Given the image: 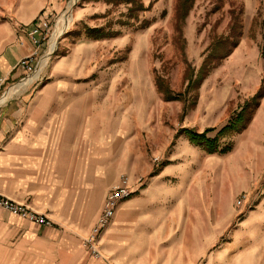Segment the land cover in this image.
Listing matches in <instances>:
<instances>
[{"label":"rangeland","instance_id":"374dc122","mask_svg":"<svg viewBox=\"0 0 264 264\" xmlns=\"http://www.w3.org/2000/svg\"><path fill=\"white\" fill-rule=\"evenodd\" d=\"M109 1L0 0V23L22 33L48 15L57 37L70 18L37 79L14 89L27 76L19 65L17 80L0 77V114L23 96L93 101L85 106L93 126L99 106L109 138L119 137L111 178L143 180L121 214H173L150 236L166 232L159 241L177 264H264V0H195L187 15L179 0H151L129 21L127 5ZM142 20L150 25L139 28ZM99 28L111 33L89 36ZM1 195L55 228L51 214L71 213L67 196Z\"/></svg>","mask_w":264,"mask_h":264},{"label":"crops","instance_id":"0c3cea01","mask_svg":"<svg viewBox=\"0 0 264 264\" xmlns=\"http://www.w3.org/2000/svg\"><path fill=\"white\" fill-rule=\"evenodd\" d=\"M24 33L15 23H0V77L17 80L21 75L17 66L33 49ZM67 101L72 103L68 110ZM67 101L23 96L7 103L0 114V194L32 203L44 202L45 196H67L71 211L51 214L58 228L0 214V264H177L174 249L159 241L166 232L150 236L151 225L162 227L173 214H121L138 190L98 234L105 258L96 260L84 248L80 235L92 232L118 183L111 178L110 154L119 137L109 138L98 105L99 123L93 126L94 117L85 111L93 101Z\"/></svg>","mask_w":264,"mask_h":264},{"label":"built area","instance_id":"2783aa9c","mask_svg":"<svg viewBox=\"0 0 264 264\" xmlns=\"http://www.w3.org/2000/svg\"><path fill=\"white\" fill-rule=\"evenodd\" d=\"M55 21L56 19L52 20L48 15L43 16L32 26L31 30L26 33L27 38L33 45V49L19 62V66L27 75L26 78L37 70L43 57L50 52V45L55 39ZM43 45H48L49 49L47 52L43 53ZM156 161H159V158H156ZM142 181L141 178H138L137 181L133 183L127 176L123 175L119 184L115 185L110 190L104 202L103 211L98 217L92 232L87 237L83 238L84 248L91 253L95 259L105 258L97 241L98 234L109 225L111 219L116 215L118 206L124 200L130 198L142 186ZM242 203L243 200L239 201V204L242 205ZM0 207L34 224L48 227L53 225V221L49 216L32 210L26 204L4 197L1 194Z\"/></svg>","mask_w":264,"mask_h":264},{"label":"trees","instance_id":"16d2710c","mask_svg":"<svg viewBox=\"0 0 264 264\" xmlns=\"http://www.w3.org/2000/svg\"><path fill=\"white\" fill-rule=\"evenodd\" d=\"M117 1H120L121 3H125L127 5V13L125 15L127 18V21L133 20V19L139 20L140 19V13L144 12V11H148L150 9V7L152 6L151 0H150L149 5H146L144 0H117ZM109 2L111 3L112 0H110ZM194 2H195V0H179L178 11L184 13V15H187L189 13V11L192 9ZM125 23H129V22H125ZM149 25H150L149 21L142 20L139 28H146ZM94 31L95 32L92 31L91 34H89L90 37L102 38V37H106L107 35H109L111 33V32L105 31L102 28L96 29ZM164 90L167 91L166 88H164ZM260 96H264V89L262 91H260L259 97ZM233 126H234V122H230L229 124H227L226 126L221 128L219 133L222 134L223 132L231 129ZM185 131H189V130H185ZM200 135L204 136V135H206V132H204V134H200ZM215 139H217V138H215Z\"/></svg>","mask_w":264,"mask_h":264},{"label":"bare ground","instance_id":"6f19581e","mask_svg":"<svg viewBox=\"0 0 264 264\" xmlns=\"http://www.w3.org/2000/svg\"><path fill=\"white\" fill-rule=\"evenodd\" d=\"M68 14L64 15L63 18V26L59 28V33L57 35V37H55V39L52 41L51 45H50V52H48L47 55H45L42 59V61L40 62L39 66L37 67V70L31 74L29 77H27L25 80L21 81L20 83H18V85L14 88V89H21L24 88L25 86H27L28 84L32 83L35 79H37V77L39 76V73L41 72L42 68L44 67V65L47 62L48 56L51 52H53L56 47L58 46V37L59 35H63L66 27L68 26L69 22H70V18L67 17ZM61 29V31H60ZM11 93V92H10ZM7 100V99H6ZM4 101V99H3Z\"/></svg>","mask_w":264,"mask_h":264}]
</instances>
